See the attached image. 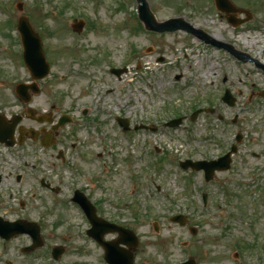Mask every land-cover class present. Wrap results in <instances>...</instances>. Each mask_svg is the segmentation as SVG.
Wrapping results in <instances>:
<instances>
[{
  "label": "rangeland",
  "instance_id": "obj_1",
  "mask_svg": "<svg viewBox=\"0 0 264 264\" xmlns=\"http://www.w3.org/2000/svg\"><path fill=\"white\" fill-rule=\"evenodd\" d=\"M147 2L157 21L186 17L217 41L264 65V0H230L252 15L239 27L230 26L208 0ZM136 7L135 0H0V79L5 82L0 84V102L15 105L10 89L30 79L15 29L18 19L25 17L40 36L51 66L45 90L35 101L40 110L52 105L57 115L67 113L73 120L60 137L66 142V163L56 160L59 146L38 156L46 177L56 183V175L61 177L62 196H68L69 188L64 186L74 175L84 176L81 182L86 189L93 186L94 198L107 201L104 210L109 221L138 236L134 264H179L188 257L196 264H264V97L260 94L264 72L221 49L203 47L184 32L133 34L132 28L138 26ZM234 18L242 20L245 15ZM76 20L84 22L79 33L73 30ZM250 27L255 31L240 34ZM245 38L257 41L247 47ZM111 67L126 72L117 78L109 72ZM224 90L233 97L232 106L220 100ZM196 109L214 112L190 121ZM177 114L186 118L182 125L164 128ZM117 118L126 119L131 131L123 133ZM138 125L157 131H133ZM235 132L243 138L239 153L232 157L230 170L216 174L208 187L200 173L177 168L178 160L223 155ZM0 151L12 163L6 150ZM34 161L29 158L28 165ZM23 169L27 176L38 174ZM34 184L25 185L27 193ZM203 190L208 194L206 208L200 199ZM43 209L41 252L63 246L62 260L31 261L20 257L14 244L4 249L0 244V264L5 259L11 264H103L102 251L87 240L82 227H74L80 218L73 208L60 205L54 210L46 198ZM178 213L187 216L188 226L198 229L196 235L169 221Z\"/></svg>",
  "mask_w": 264,
  "mask_h": 264
},
{
  "label": "flooded vegetation",
  "instance_id": "obj_2",
  "mask_svg": "<svg viewBox=\"0 0 264 264\" xmlns=\"http://www.w3.org/2000/svg\"><path fill=\"white\" fill-rule=\"evenodd\" d=\"M208 1L213 3V0ZM45 81L46 80L36 82L29 79L22 82L27 87L23 93V98L24 100H28L29 103H25L22 99H18L15 96V86L13 89H10V92L16 100V104L13 105L10 103V101H5L4 103L0 102V118L3 119V122L6 125L15 124L14 140L17 142L13 147H6L4 144H0V150H6L9 155L14 156L12 163L8 162L5 157L0 156V189L5 186V189L2 191V193H0V219L5 223H15L21 220L34 223L36 226L38 225L42 235L43 227L40 223L45 217L43 209L45 206V200L46 198H49V204L54 208V210L55 207L57 208L60 205H64L65 207L73 208L78 213L80 223H77L74 227H76L77 230H79L78 228L82 227L85 237L92 243V240L86 234L87 230L91 228L90 221L87 220L82 210H80L75 204L71 203V201L75 197L80 199L84 197L90 202L91 209L94 210L95 214L99 218L109 221V219L105 216L107 209L104 210L105 204L107 205V201L95 199L94 195L92 194L93 186L86 189V186L81 182L85 177L81 175H74L71 178L70 184L64 186V188H69V194L68 196L63 197V188L60 181L61 177L56 175V183L50 176V179L46 177L48 174H44L45 172H43L39 166L40 162L38 160V156H40V153L55 150L58 146L59 152L56 156V160L65 162V159L63 158L65 154L67 155V150L65 148L66 142L64 143L62 140H60V137L62 131H64L65 127L63 125L65 122L70 121L73 123L72 117H70L69 114L64 113L57 115L55 106H48L47 110L39 109L35 98L44 92ZM1 83L2 81L0 79V84ZM32 83H36L39 89V94L36 96H33L31 93L32 90L30 87ZM2 84H5V82ZM75 147V144H73L71 146L72 150L75 149ZM1 152L2 151H0V153ZM32 157L35 158V161L33 164L28 165L27 161ZM9 167H11L10 171L12 172L9 171L10 173L4 174V170ZM23 167L30 168L31 171H37L38 174H30L27 176V174L23 172ZM51 167V170H56L54 166L51 165ZM13 170L16 171L14 172L15 174H13ZM29 181L34 182L35 184L34 186L30 187L31 190L27 193V190H25L24 187ZM113 208L115 209L114 206ZM13 214H17L18 217ZM112 223L120 225L114 221ZM74 227H70V231L73 230ZM78 237L81 238L82 236L78 235ZM116 237V235L107 234L104 236V241L113 242ZM17 241H24L25 243L19 244ZM31 241L32 239L28 235L24 234L7 239L5 242L0 239V244L2 249L6 248L5 246L8 244H14L17 254L20 257L28 258V260L30 259L33 261V258L35 257H42L45 259L47 252H41L43 250L42 248L44 246V242L42 247L37 250H32L29 253L25 251L30 243H32ZM64 251H66L65 248ZM49 252L50 251H48V253ZM61 260L62 258L59 261ZM2 261L4 262L3 264H11V262L7 259L1 260V262Z\"/></svg>",
  "mask_w": 264,
  "mask_h": 264
},
{
  "label": "water",
  "instance_id": "obj_3",
  "mask_svg": "<svg viewBox=\"0 0 264 264\" xmlns=\"http://www.w3.org/2000/svg\"><path fill=\"white\" fill-rule=\"evenodd\" d=\"M139 2H141V6L139 8V12H140V17L142 18V20L150 26V19H151V15H149V13H146L147 11V6L144 3L143 0H138ZM216 7L219 11L223 12L226 15V18L228 20V22L233 25V26H238L240 24V22L234 20V18L232 16H229V13H236L238 12V10H236L229 2L228 0H216ZM82 23H80L79 25L75 26V30L77 32L81 31L82 28ZM152 29H154L155 31L158 32H163V31H176L178 29H188L189 28L182 24L181 21L179 20H170L160 26H150ZM18 29L19 32L21 33V38H22V44H23V60H24V64L27 67V69L30 72V75L33 79H41L43 77H45L48 73L49 67L45 62V58L41 49V44H40V39L38 38V36L33 33V31L31 30L30 26L28 25L27 21L22 18L19 20L18 22ZM200 38L204 39V36L197 34ZM18 91H22V85H18L17 86V92ZM35 93H37V91H34ZM21 94V93H20ZM19 94V95H20ZM228 97L225 98V101H228ZM120 125H122L124 128L126 127V123H122L119 122ZM180 121L177 120L174 123L168 124V125H177L179 124ZM7 130H5V128L3 129L0 125V142H5L6 139H11V137L13 136V130L11 127L6 128ZM7 146H11L13 145L12 142H6ZM229 154H227L225 157L221 158L219 161L217 162H209V163H204V162H197V163H191L190 161H186L184 163H181L180 165L184 168L187 169L188 167H191L193 170H200L203 169L205 171V179L206 181L211 180L214 171L215 170H227L229 168ZM172 222H177L180 226H183L185 223V219L182 216H177V217H173L171 218ZM96 223V224H95ZM95 224V226L93 227L92 231L90 232L91 235L93 236V238L96 239V241H98L100 244L103 245V247L106 249L105 252V259L108 262V264H132L133 263V255L131 252H126L125 254H123V256H121L122 254H119V256H117V254H113L112 251H110L112 249V247L107 246L106 243L102 242L100 235L102 236V233H106V232H118L121 240L119 241L120 243H123L125 245H127L128 247H136L138 244V240L136 239V237L134 236L133 232L131 231H127V230H123L121 228L118 227H114L108 224H105L104 227H101V225H98V222L93 220V225ZM17 225V224H15ZM14 226V225H13ZM7 226L5 227H1L0 226V236L2 237H10L11 235L14 234H18V233H22L24 231H30V232H35L37 231V229L33 230L30 228L24 229L23 227H21L19 225V227H9ZM192 234H195V230L190 229ZM38 233V231H37ZM97 233V234H96ZM55 253V251H54ZM59 252H57L58 254ZM56 254V253H55ZM183 264H195L194 260H190L186 263Z\"/></svg>",
  "mask_w": 264,
  "mask_h": 264
},
{
  "label": "bare ground",
  "instance_id": "obj_4",
  "mask_svg": "<svg viewBox=\"0 0 264 264\" xmlns=\"http://www.w3.org/2000/svg\"><path fill=\"white\" fill-rule=\"evenodd\" d=\"M252 41H257V39H256V38H253V39L245 38V39L243 40V43H244L245 46L250 47V46L252 45V43H253ZM262 41H263V43H264L263 38H262ZM204 75L207 76V72H205Z\"/></svg>",
  "mask_w": 264,
  "mask_h": 264
}]
</instances>
